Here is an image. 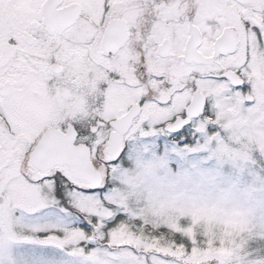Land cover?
<instances>
[{
    "label": "snow or ice",
    "instance_id": "obj_1",
    "mask_svg": "<svg viewBox=\"0 0 264 264\" xmlns=\"http://www.w3.org/2000/svg\"><path fill=\"white\" fill-rule=\"evenodd\" d=\"M0 264H264V0H0Z\"/></svg>",
    "mask_w": 264,
    "mask_h": 264
}]
</instances>
